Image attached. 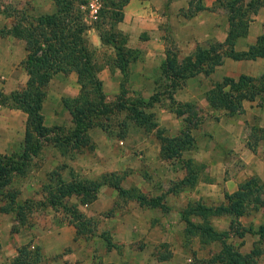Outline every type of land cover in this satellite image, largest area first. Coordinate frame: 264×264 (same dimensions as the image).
Returning a JSON list of instances; mask_svg holds the SVG:
<instances>
[{"label": "crops", "instance_id": "obj_1", "mask_svg": "<svg viewBox=\"0 0 264 264\" xmlns=\"http://www.w3.org/2000/svg\"><path fill=\"white\" fill-rule=\"evenodd\" d=\"M214 1L202 0L205 8L190 17L181 13L187 7L188 0H127L124 3L117 29L126 35L127 47L136 48L142 53L141 58L135 60L137 67L131 73L132 79H129L134 82L133 88H139L142 86V79L149 78V73L144 67L147 62H161L164 58L166 43L161 39L163 26L176 36L175 43L182 55L190 53L196 44L224 39L227 28L225 11L220 7L211 9ZM9 4L13 6L5 8ZM1 8L7 10L0 11V28H8L13 24L17 9H23L27 15L50 13L55 10L52 0H0ZM261 33H264V5L259 6L251 16L247 33L244 37L236 39L233 48L237 51L245 50ZM90 42L92 45L98 44L92 38ZM24 55L22 39L10 34L0 35V78L4 80L0 83V92L8 93L25 82L26 74L19 66V61ZM263 72L264 56L244 60L223 57L221 64L215 66L208 75L198 73L196 77L186 78L182 82L172 96L181 102L193 101L201 117L197 126L190 131L194 141L193 148L183 151L178 158L168 161L160 159L159 143L152 132L138 145L140 153L137 155V161L130 162L126 155L122 154L115 160L117 165L110 167L106 162L95 163L93 153L85 156L87 163L91 164V169H96L97 172L128 170L123 178L125 184L122 182V186L129 187L128 185L132 184L149 196L160 194L163 191L160 185L168 186L169 181L182 178L186 172L183 163L185 160L191 159L201 165L195 172V183L192 187L171 195L173 201L170 195L165 194L163 200L168 206L166 212H161L158 208H141L134 201H127L123 209L101 216L103 211L113 206L116 198L113 189L102 185L95 200L77 206L87 217L100 218H95L88 238L74 236V227L66 221L60 210L46 208L37 213V219L32 225L24 224L19 227L18 232L10 231L12 219H9V215L0 213V264H10L17 255L18 246L28 241L29 249L37 248L38 261L35 264H95L96 260L107 263L111 262L109 257L122 264H187L186 261L191 255L187 253L182 242L175 238L178 237L177 230L183 226L178 218V210L187 201H201L206 204L223 202V193L233 192L238 184L248 177L255 176L264 180V139H259L254 149L246 145L249 126L264 127V104H259L258 97L242 100V110L239 113L225 115L224 111L209 107L203 93L212 82L220 81L224 76L236 78L243 74L256 78ZM98 77L104 91L106 88L116 91V71L109 74L102 69L98 72ZM136 77L141 80L137 82ZM190 78L195 79L194 83L188 81ZM52 84L54 90L46 92L40 110L42 124L46 127L62 122V106L58 101L60 96H75L78 91L74 72L53 74L47 82V87ZM193 88H196V91ZM46 102L51 103L49 108L45 107ZM150 111L153 112L157 127L163 130L164 135H175L183 125L182 118L169 111L162 101L153 103ZM66 122H69V119ZM24 123L25 113L0 106V152L10 153L13 152L14 146L19 147L24 135ZM88 134L97 142L105 140V135L98 131L89 130ZM107 154L95 153L94 156ZM139 165L145 166V170L139 172ZM33 178L28 179L23 189L21 188L22 193L29 192L28 189L31 188L28 184ZM32 196L38 198L41 194ZM25 197L27 194L19 198ZM262 214L263 209L259 208L250 219L239 217L238 221L243 226H256ZM229 220V216L223 215L213 217L211 222L216 229L225 230ZM102 231L108 233L116 245L122 246L121 253L127 255L126 259L132 254L133 259L128 258L126 261L121 258L114 247L109 250L101 248L103 246L99 241V233ZM255 238L256 235L244 233L241 237L231 236L229 241L240 252H247ZM162 242L171 247V257L157 260L154 255L155 246ZM131 243L135 247L131 248ZM215 247H219L217 242ZM176 256L179 257L178 262L173 261ZM195 256L200 257L202 253L196 250ZM258 264H264V256L259 258Z\"/></svg>", "mask_w": 264, "mask_h": 264}, {"label": "trees", "instance_id": "obj_2", "mask_svg": "<svg viewBox=\"0 0 264 264\" xmlns=\"http://www.w3.org/2000/svg\"><path fill=\"white\" fill-rule=\"evenodd\" d=\"M55 10L50 13L37 15L22 14L16 17L13 24L0 28V35L11 36L24 41L25 55L19 61L26 74L23 86L8 93L0 92V106L14 108L25 113L23 147L13 156L0 154V213L13 214L16 222L22 223L25 211L30 205L49 206L53 210H60L66 221L74 227V236L89 234V227L95 224V219L87 217L78 208L77 203L71 202L75 197L78 204H87L95 200L100 186L105 185L113 189L116 198L122 202L134 201L141 208H158L166 212L168 206L164 203L166 193L177 192L190 188L195 183V172L201 167L185 160L186 172L180 179L169 181L165 192L149 196L136 186L123 187L121 181L129 172H103L97 178L91 179L73 174L68 169L62 175L61 168L55 167L48 173V181L43 184L46 197L42 200L24 199L18 202L12 182L15 177L26 173L29 160L36 157L40 151V138L51 133V142L61 152L68 147L77 148L88 142V130L99 127L110 136L108 126L96 119L100 114L112 112V108L105 102L101 80L98 77L99 66L94 62L90 51V43L85 37L89 27L83 20L78 8L86 0H52ZM127 0L110 1L109 9L100 8V21H94L91 27L97 31L101 44L109 46L113 51V65L118 69L121 78H125L130 62L140 58V50L125 45L126 35L115 23L121 20V8ZM264 5V0H215L211 9L220 7L225 11L227 28L222 41H206L196 44L193 50L177 57L176 49L170 51V44H165L164 58L159 64L160 76L166 82L164 87L154 90L146 98L137 96L132 100L119 103L118 108L127 109V118L134 126L144 131H153L159 143L158 156L162 160L178 158L185 151L193 148L194 141L191 129L198 124V109L193 101H177L172 93L181 83L198 73L208 75L215 66L221 64L223 57L235 60L255 59L264 56V33L259 34L255 42L245 50H235L236 39L247 33L248 23L257 8ZM202 0H188L187 7L182 10L185 17L192 16L198 10L204 9ZM4 11L2 8L0 11ZM108 13L109 26L104 29L102 18ZM60 72L68 74L74 72L78 91L75 96L61 98V104L67 110L72 128L66 135L59 134L62 127L42 124L41 104L45 97V86L53 74ZM124 91L119 83V92ZM165 95L167 109L182 118L183 125L173 136L163 134L157 127L154 114L150 111L153 103L161 102ZM207 105L216 110L224 111L225 115L239 113L242 100H252L258 97L259 104H264V72L254 78L239 75L236 78L224 76L220 81L212 82L203 93ZM124 122L117 124V138H123ZM31 136V137H30ZM259 139H264V127L249 126L246 145L254 149ZM63 154V153H61ZM224 201L217 204H206L201 201H187L178 210V218L182 223V235L185 242L195 238L200 245L217 242L219 249L207 257L195 258L193 264H258L260 254L264 249L256 247L264 240V222L256 227L240 225L238 218L249 212H256L259 208L264 211V180L255 176L241 181L236 190L223 193ZM111 207L106 214L112 211ZM229 216L228 227L225 230L216 229L211 219L216 216ZM244 233L257 236V242L247 252H240L229 238L241 237ZM102 231L99 236L105 241L107 249L113 243L108 235ZM29 242L20 244L17 255L10 264H34L38 261L37 248L29 249ZM159 247L167 246L159 243ZM169 253L157 256L158 260H165Z\"/></svg>", "mask_w": 264, "mask_h": 264}, {"label": "rangeland", "instance_id": "obj_3", "mask_svg": "<svg viewBox=\"0 0 264 264\" xmlns=\"http://www.w3.org/2000/svg\"><path fill=\"white\" fill-rule=\"evenodd\" d=\"M110 1H115V0H95L94 2H95L97 10L94 14H92L90 12L89 7H86L88 0H86L84 4L78 5V8H79L81 15H82V20L87 25H89V27L85 31V37L87 38L88 42L90 43V51L92 53L93 60L100 67L98 72H100L102 69H105L106 73L113 74V72L116 71V73L118 74V87H117L115 92H113L111 88H106L105 89L106 91H104L102 89L103 94L105 96V102L110 105V107L112 108L113 111L110 113H106V114H100L96 118V119H100L101 121H103L108 126V129L110 130L109 131L110 136L109 137L105 136L104 141L97 142L96 140L92 139L91 136H89V134H88V142H86L84 145L79 146L77 148L68 147L64 152H61L57 147H55L53 145V143L50 140V137L52 136L51 133L47 134L45 137H41L40 138L39 154L36 157H32L29 160V164H28L26 173L22 176H19V177L14 176L13 182L11 184L12 188H15L16 198H17L18 202H22L24 199H36V200L44 199L46 197V192H45L46 188H44L43 184L48 181V173L51 171V169L58 167V166L61 168L62 175H66V173L68 172V169H70V170H72L73 174H77L78 176L87 177V178H91V179L97 178V176H99L103 172L123 171V170H108V171H103V172H97L96 169H91V167H90L91 164L89 162L87 163L85 156L87 154H91V153H93L94 155H95V153H108L107 154L108 157L102 156V155L101 156L98 155L95 157L93 155V160L95 163H98V164L99 163L104 164V162H106L110 165V167H115L117 165L115 160H117L118 157L121 156L122 154L126 155L127 159H129L130 162H133L135 160L137 161L138 160L137 155H138V153H140L138 145H140L142 143L144 138H148V136L151 132L153 133V131H144L141 128L134 126L133 123H131V121L127 118L128 110L127 109H120V108H118V105H119V103H123L124 100L125 101L132 100L135 97H137L138 95L146 98L154 90H157L159 88L164 87L163 85H165L166 82L160 76V70H159L160 62L154 61V62H147L146 63V65L144 67H145L146 72L149 73V76H148L149 78L148 79H142V81H143V82L141 81L142 86H140L139 88H133L134 87L133 86V84H134L133 80L129 81V79H132L131 73L133 72V69H135L137 67V66H135L137 64L136 61L130 62L128 64L126 77L124 79L121 78L120 72L112 63L113 54H114L112 49L109 46L103 45L100 43V41L97 37V31L93 27L90 26L94 23V21H100L101 20V18H99L98 11L100 8L109 9L111 7V5L109 4ZM8 6L12 7L13 5L9 4L5 8H8ZM16 7H18V6H16ZM4 10L6 11L7 9H4ZM24 12L25 11H23V9H17V11L14 13V15H15L14 20L16 19V17H19L20 15L24 14ZM102 21H103V24L101 25V27L106 29L109 26V22L112 20H109L108 13H107V14H105V16H103ZM114 27H117V23L114 24ZM90 28H92V29H90ZM161 30H162L161 31L162 32L161 33V39L164 42V44L165 43L168 45L170 44V49H171L170 51H173L174 49H176L177 57L181 58L184 54L183 55L180 54V52L176 46V43H175L176 36L173 34V32L171 30L167 29L166 26L165 27L163 26L161 28ZM91 38L93 40H96L98 42V44L92 45L90 42ZM141 55H142V53H141ZM25 80H26V78H25ZM136 80L138 82L141 79L136 77ZM188 81L194 83L195 79L190 78V79H188ZM3 82H4V80L2 78H0V83H3ZM120 82L122 83V88L124 87V91L122 90V92L121 91L119 92V83ZM193 83H191V84H193ZM23 84L19 85V86L21 87V86H23ZM15 89H17V88H15ZM44 89H45V94L48 90L53 91L54 90L53 84L50 85V87L49 86L47 87V84H46ZM193 89H195L194 91H196V88H193ZM60 97L63 98L65 96H60ZM61 98L58 99L60 104H61ZM161 101L164 104L167 103V99L165 98V95H162ZM45 105H46L45 106L46 108H49L51 106V103L46 102ZM61 106H62V122L58 126L62 127L59 134L64 136L72 128V123L70 121L69 113L63 107L62 104H61ZM197 116L200 119L201 115L197 114ZM67 119H69L70 123L66 122ZM121 121L124 122L123 128H125V133H124L123 138H117V136H116V132L118 130L117 124H118V122H121ZM89 130H93L94 132L98 131V132L104 134V132L99 127H93ZM22 147H23V137L21 139V143H20L19 147L16 148V146H14L13 152H10V153L0 152V154L10 157V156L15 155V153H19L21 151ZM61 153H63V154H61ZM137 170L139 172L144 171L145 166L139 165ZM31 177H34L32 179V182L30 184H28L29 188H31V189H28L29 192H27V193L26 192L22 193L21 188L23 189V187L26 185L28 179H31ZM123 181L124 180H122L121 183ZM123 184H125V182H123ZM128 186H132V184H129ZM160 187H163L162 192H165V189L167 186H161L160 185ZM23 194H27V197H25L24 199L19 198ZM33 194H36V195L41 194V196L37 198L36 196L35 197L32 196ZM169 195H170V197H171V195L174 196V194L166 193V196H169ZM170 199H171V201H173L174 198L171 197ZM69 200L71 202L77 203V206H78V201L75 197H70ZM114 202L115 203L112 206L113 207L112 211L109 212L108 214H112L115 211L123 209V207L125 206V203H126V202L120 201L117 198H115ZM46 208H50V207L49 206H40L38 204L30 205L29 209L25 211L22 223L16 222V219L14 218L13 214H11V213H3V214L9 215V219H12V224L10 225V231L11 232H18L19 227L23 226L24 224L32 225L33 222L37 219V213L44 211ZM109 209L110 208L103 211L101 213V216L105 215ZM254 215H255V212H249V213L243 215L242 217H243V219H250V217H252ZM95 218L100 219L99 216H95ZM258 219H259L258 224H261L264 222V211H263V214ZM258 224H256V226ZM240 225H242V224H240ZM252 226H254V225H252ZM256 226H254V227H256ZM2 231L4 232V230H2ZM176 233H177L178 237H175V238L182 242V245L185 247V250L187 251V253L191 255V257L186 261L187 264H193L195 258L207 257L208 255L215 253L217 251V249H219V247H215V242L208 243L206 245H200L195 238H192L188 242H185L183 235H182V228L180 230L178 229ZM89 234H87V232H86V234H81L82 235L81 237L88 238L87 235H89ZM107 235L109 237L108 240H110V242L113 243L112 247H114V250L116 251V253L121 258H124L126 261L128 260V258H130L131 260L133 259V254L130 255L126 259L127 255H123L121 253L122 246L120 247V245H116L112 241V239L108 233H107ZM99 238H100L99 241L101 242V244L103 246L101 248H104L105 250L111 249V248L107 249L105 241L103 240L102 237L99 236ZM257 241H258L257 238H255V240H253L251 242V247L254 245L253 243L257 242ZM28 242H30V241H28ZM130 246H131V248L135 247V246H132V243ZM168 246H165V247H159L158 245L155 246V253L153 252L155 257L163 255L165 253H169V255H171V251H170L171 247L169 248ZM256 247H259L260 249H264V240L260 241L259 244L256 245ZM95 250H94V253H95ZM196 250L201 252L202 256L196 257L195 256ZM261 256H264V253L260 254L259 258ZM93 257H94V254H93ZM170 257L171 256H169L168 258H170ZM259 258H258V260H259ZM109 259L111 262L101 263L100 260H98V261L96 260L97 262L95 261V264H120L121 263L120 261H119L120 263L114 262L113 257H109ZM178 260H179V257L176 256V258L173 261L178 262Z\"/></svg>", "mask_w": 264, "mask_h": 264}, {"label": "built area", "instance_id": "obj_4", "mask_svg": "<svg viewBox=\"0 0 264 264\" xmlns=\"http://www.w3.org/2000/svg\"><path fill=\"white\" fill-rule=\"evenodd\" d=\"M95 0H88V3L86 4V7H89V10L92 14H94L97 10L95 5Z\"/></svg>", "mask_w": 264, "mask_h": 264}]
</instances>
